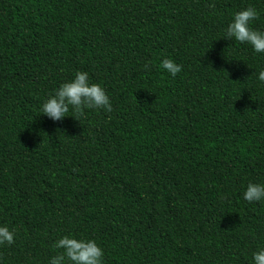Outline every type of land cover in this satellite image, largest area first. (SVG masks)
<instances>
[{
	"label": "trees",
	"instance_id": "1",
	"mask_svg": "<svg viewBox=\"0 0 264 264\" xmlns=\"http://www.w3.org/2000/svg\"><path fill=\"white\" fill-rule=\"evenodd\" d=\"M247 7L264 31V0H0V264H47L69 234L105 264H252L264 54L222 38ZM76 71L113 110L53 122L40 107Z\"/></svg>",
	"mask_w": 264,
	"mask_h": 264
},
{
	"label": "clouds",
	"instance_id": "2",
	"mask_svg": "<svg viewBox=\"0 0 264 264\" xmlns=\"http://www.w3.org/2000/svg\"><path fill=\"white\" fill-rule=\"evenodd\" d=\"M258 17L259 13L254 7L235 12L224 29L222 38L247 44L254 53L264 54V31L252 27ZM161 67L171 77L182 71V66L171 58L163 59ZM256 79L264 84V70L256 74ZM69 107L73 110L72 117L78 121L84 110H102L105 113H111L113 110L105 89L99 83L91 82L86 71H76L72 79L61 83L44 100L40 112L53 122H57L67 117ZM243 199L248 203L264 204V183L249 182L243 192ZM15 236L14 229L0 225V245H12ZM54 247L62 251L51 256L47 264H105L104 249L94 239H78L69 234L56 240ZM251 259L252 264H264V247L254 251Z\"/></svg>",
	"mask_w": 264,
	"mask_h": 264
}]
</instances>
